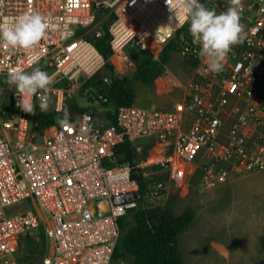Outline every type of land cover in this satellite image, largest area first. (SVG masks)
I'll list each match as a JSON object with an SVG mask.
<instances>
[{
	"label": "built area",
	"instance_id": "1",
	"mask_svg": "<svg viewBox=\"0 0 264 264\" xmlns=\"http://www.w3.org/2000/svg\"><path fill=\"white\" fill-rule=\"evenodd\" d=\"M168 2L175 6V0ZM230 6L229 0L206 3L217 14ZM242 6L247 37L232 47L223 71L212 73L199 56L201 46L192 43L189 22L179 13L176 18L167 0H4L0 23L31 10L50 27L31 53L0 42V77L15 67L31 72L28 59L39 54L41 70L54 83L31 97L18 91L0 118V264H21L23 237L45 242L40 264H114L123 219L167 201L172 190L188 193L198 170L204 190L264 171V0H242ZM100 9L114 16L108 28L110 61H128V48L158 58L187 26L188 35L181 33L178 43L182 57L196 63L190 64L194 78L173 108L115 107L106 76L86 87L108 63L85 38L90 31L102 35V26H95ZM76 94L86 111L73 113L67 127L35 131L33 112L21 107L30 100L35 108L46 95L44 113L60 112ZM125 141L139 154L152 147L132 167L118 158ZM135 170L145 178L143 192L132 176ZM24 202L35 210L9 215Z\"/></svg>",
	"mask_w": 264,
	"mask_h": 264
},
{
	"label": "rangeland",
	"instance_id": "2",
	"mask_svg": "<svg viewBox=\"0 0 264 264\" xmlns=\"http://www.w3.org/2000/svg\"><path fill=\"white\" fill-rule=\"evenodd\" d=\"M108 18L107 10H98L95 26H102ZM189 26L190 22L188 29ZM179 37L177 34L173 39L179 42ZM131 63L130 58L128 61L115 58L109 68L101 72V77H108L114 70L118 76L130 78L128 91L134 95L137 107L173 108L194 78V70L179 51L171 54L166 72L153 85L133 80L135 65ZM17 92L15 85H9L8 77H0L2 118L7 115ZM72 99L82 107L87 106L77 94ZM156 207L169 208L175 215L189 207L197 210L193 224L179 240L185 264H264V247L260 244V237L264 235V171L234 178L212 190L200 188V182L191 179L188 193L184 190L178 194L172 190L167 201L147 208ZM30 209L35 210V207L24 202L9 210V215ZM134 219V215L123 219L122 236L132 228ZM44 253V241L29 239L23 241L17 258L22 264H40ZM114 264H131V260L125 257Z\"/></svg>",
	"mask_w": 264,
	"mask_h": 264
},
{
	"label": "trees",
	"instance_id": "3",
	"mask_svg": "<svg viewBox=\"0 0 264 264\" xmlns=\"http://www.w3.org/2000/svg\"><path fill=\"white\" fill-rule=\"evenodd\" d=\"M200 3L206 6L207 0H200ZM114 16H109L108 20L103 22L101 36H97L94 31L85 34V38L92 42L98 51L108 60L106 68L110 66V57L112 51L110 48V39L108 28ZM185 33L188 35L187 26L181 30L178 35ZM180 52L179 43L171 39L159 52L158 58L153 55L144 54L136 48H128L127 55L135 65L133 80L139 81L145 85H153L155 81L162 77L166 72V66L171 59V54ZM191 65L195 62L189 61ZM112 70V68H111ZM112 85L109 88L111 102L115 107L134 104V95L128 91L130 78L118 76L114 70L108 76ZM101 72L92 78L86 87L98 85L102 81ZM69 112V118L73 113L81 115L86 111L85 107L80 106L73 99L65 102L62 111L44 113L36 103L34 113L29 115V120L33 130L42 132L44 129L60 124L57 117L63 118L64 110ZM1 117V113H0ZM152 144L147 145L142 154L130 141H125L118 149L117 154L121 163L136 166L140 159L148 156V151ZM202 171L198 170L192 177V181H200ZM133 178L139 183L140 191L146 188L145 178L139 170L132 173ZM197 210L193 207L187 208L182 214L175 215L169 208L160 207L149 209L145 206L133 212L135 217L134 225L120 239L115 253V260L129 257L131 264H185L180 250V237L191 227ZM124 229V226H123ZM32 240L29 237H23L20 247L25 240ZM34 240V239H33ZM43 243V240H42ZM260 244L264 247V235L260 237ZM21 263V260H20ZM22 264V263H21Z\"/></svg>",
	"mask_w": 264,
	"mask_h": 264
},
{
	"label": "clouds",
	"instance_id": "4",
	"mask_svg": "<svg viewBox=\"0 0 264 264\" xmlns=\"http://www.w3.org/2000/svg\"><path fill=\"white\" fill-rule=\"evenodd\" d=\"M170 10H175L183 15L184 22H190L189 32L193 37L192 43L200 45L199 56L205 59L209 72L223 71L225 61L234 45L243 44L247 33L245 25L241 23L243 11L242 0H229L230 7L219 14L214 9H208L199 0H175V6L170 5ZM4 0H0L3 6ZM50 25L47 19L38 12L29 10L18 16L13 22L0 23V42L5 48L34 52L46 38ZM44 51V50H42ZM40 55H30L27 65L31 72L24 67L12 68L8 73L9 85H15L17 90L28 97L35 96L38 92H48L54 83V77L39 66ZM39 108L46 112L49 108L48 97L39 96ZM23 110L35 111L30 100H23ZM69 112L64 110L63 118L57 117V122L62 126H69Z\"/></svg>",
	"mask_w": 264,
	"mask_h": 264
}]
</instances>
